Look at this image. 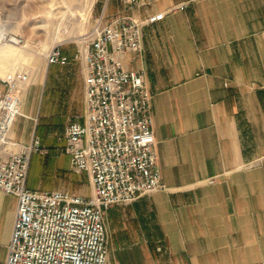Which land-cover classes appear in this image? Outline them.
I'll return each instance as SVG.
<instances>
[{
    "label": "crops",
    "instance_id": "obj_1",
    "mask_svg": "<svg viewBox=\"0 0 264 264\" xmlns=\"http://www.w3.org/2000/svg\"><path fill=\"white\" fill-rule=\"evenodd\" d=\"M92 3L104 22L121 9L118 0ZM157 12L164 17L142 28L141 51L122 62L143 74L151 95L166 190L104 211L108 264H264V0H153L131 11ZM82 105L78 64H48L40 87L24 94L13 138L36 136L48 158L68 165L57 142L66 124L52 126ZM37 115L48 122L35 132ZM15 206L0 194V264Z\"/></svg>",
    "mask_w": 264,
    "mask_h": 264
},
{
    "label": "built area",
    "instance_id": "obj_2",
    "mask_svg": "<svg viewBox=\"0 0 264 264\" xmlns=\"http://www.w3.org/2000/svg\"><path fill=\"white\" fill-rule=\"evenodd\" d=\"M121 6L104 22L92 18L89 32L71 58L54 45L47 64L77 61L83 77L81 114L69 120L59 140L73 173H85L91 195L29 189L30 157L47 153L34 136L27 144L10 135L29 84L27 72L0 78V192L15 199V214L4 264H108L104 211L143 195L166 190L157 168L150 128L151 95L141 72L126 69L122 57L141 51L144 26L164 12L136 16L132 10L153 0H118ZM8 41L0 31V41ZM12 42L19 41L12 37Z\"/></svg>",
    "mask_w": 264,
    "mask_h": 264
},
{
    "label": "rangeland",
    "instance_id": "obj_3",
    "mask_svg": "<svg viewBox=\"0 0 264 264\" xmlns=\"http://www.w3.org/2000/svg\"><path fill=\"white\" fill-rule=\"evenodd\" d=\"M94 6L92 0H0V27L6 38L14 37L19 41L17 44L10 43L9 40L0 41V44H5L0 46V78L8 72L22 70L29 76L26 90L32 85L40 87L48 65L46 53L56 44H60V50L71 48L75 52L77 45L81 44L79 39L84 38L89 32L91 19L94 18ZM81 16L85 19L81 20ZM6 53H9L10 57L3 59L1 55ZM70 62H75L79 66L83 97L80 65L77 61ZM68 116L63 119L61 125L52 126L54 130L58 131L77 115ZM35 119V132L41 131V126L48 122V118L37 115ZM10 135L13 138L12 132ZM58 140L59 138L57 142ZM46 154H33L31 162L29 161L28 188L67 191L86 198L91 195V185L85 173H73L69 163L66 165L63 161L54 162ZM0 194L4 195L1 192ZM3 214L4 217L7 216L6 211ZM104 226L108 242L109 231L105 214Z\"/></svg>",
    "mask_w": 264,
    "mask_h": 264
},
{
    "label": "bare ground",
    "instance_id": "obj_4",
    "mask_svg": "<svg viewBox=\"0 0 264 264\" xmlns=\"http://www.w3.org/2000/svg\"><path fill=\"white\" fill-rule=\"evenodd\" d=\"M79 12H80V11H79ZM81 14H82V13H81ZM64 17H65V16H64ZM81 17H82V16H81ZM62 19H63V18H62ZM82 19H85V18L82 17L81 20H82ZM86 19H87V18H86ZM61 26H62V25H61ZM0 31H3L1 27H0ZM79 36L81 37L82 35H79ZM56 37H58V36H56ZM82 39H83V38H80L79 41L81 42ZM9 41H10V42L13 41V40H12V37H9ZM2 45H5V44H0V46H2ZM9 50H10V49H9ZM10 51H11V50H10ZM1 57H2L3 59H8V58L10 57V54H9V53H6V54H4V55H1Z\"/></svg>",
    "mask_w": 264,
    "mask_h": 264
}]
</instances>
